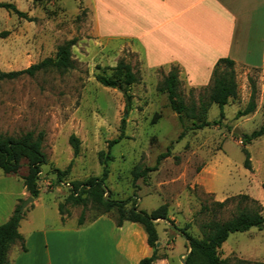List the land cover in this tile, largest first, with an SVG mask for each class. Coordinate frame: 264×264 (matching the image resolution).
<instances>
[{
	"label": "rangeland",
	"instance_id": "obj_1",
	"mask_svg": "<svg viewBox=\"0 0 264 264\" xmlns=\"http://www.w3.org/2000/svg\"><path fill=\"white\" fill-rule=\"evenodd\" d=\"M0 3H11L26 15L21 18L0 8V32L9 33L0 40V72L25 70L55 58L59 47L73 42V69L59 72L53 68L33 77L0 82V134H44L47 164L42 167L39 186L46 205L55 200L64 204L75 182L101 178L106 161V199L127 201L126 209L135 205L146 212L168 206L169 220H160L157 231L158 257L170 264H183L189 253L183 231L202 238L204 225L212 220L227 221L243 208H260L264 216V134L250 144L243 138L264 127V69L236 65L237 96L224 107V118H220L218 106L211 105L205 119L218 123L192 130L189 118L185 117L184 124L178 121L161 90L173 66L151 69L128 49H107L92 30L87 0ZM121 60L129 63L139 78L129 91L128 113L123 92L98 81L99 76L118 79L115 68ZM211 87L212 80L194 89L182 79L180 93L188 106L192 102L198 105L208 100ZM251 101L255 110L239 116ZM236 129L242 134H236ZM71 135L80 140L77 157L69 144ZM243 149L249 153V168L244 164ZM167 152L169 156L160 161L156 171L134 177L135 170L153 168L158 157ZM71 162L69 173L59 178L56 170L65 171ZM26 171L23 162L19 173ZM240 195L249 199L239 202L236 197ZM227 199L224 208L215 205ZM83 212L88 222L82 229L101 215L90 202L85 209L64 204L63 215L70 218L66 228H74ZM107 215L116 220V211ZM54 216L50 208L37 209L31 228L48 232L62 227ZM63 241L61 250L67 253L80 239L66 237ZM219 252L228 264H264V230L231 234ZM65 259V264L72 260Z\"/></svg>",
	"mask_w": 264,
	"mask_h": 264
},
{
	"label": "crops",
	"instance_id": "obj_2",
	"mask_svg": "<svg viewBox=\"0 0 264 264\" xmlns=\"http://www.w3.org/2000/svg\"><path fill=\"white\" fill-rule=\"evenodd\" d=\"M87 1L92 30L107 49H128L151 69L178 67L180 79L190 88L206 86L223 58L237 66L264 69V0ZM26 173L0 172V226L19 201L30 197L22 180ZM42 193L20 222L9 264H65L67 256L72 258L69 264H138L151 256L139 224L125 222L118 227L113 217L102 214L90 219L87 229L80 226L88 221L79 225V219L77 228H66L70 218L59 212L63 202L46 205ZM40 208L52 209L62 227L48 232L32 229L34 213ZM66 237L80 239L67 253L61 250ZM111 245L113 249L108 248ZM155 264L170 263L159 259Z\"/></svg>",
	"mask_w": 264,
	"mask_h": 264
},
{
	"label": "trees",
	"instance_id": "obj_3",
	"mask_svg": "<svg viewBox=\"0 0 264 264\" xmlns=\"http://www.w3.org/2000/svg\"><path fill=\"white\" fill-rule=\"evenodd\" d=\"M0 8L6 11H11L15 15L25 18L26 15L19 11L18 8L11 3H0ZM8 32H0V40L6 38ZM73 42H68L59 47L55 58H47L43 61L30 66L25 70L13 72H0V82L4 80H14L22 76L33 77L39 72H44L49 69H56L59 72H66L74 68V62L71 56V46ZM236 64L229 58L218 60L212 72V87L209 91L208 100H201L197 105L192 102L191 106L186 104L185 99L180 93V70L178 67H173L168 75L164 78L161 84V90L167 94V100L170 109L177 115L178 121L184 124V119L189 118L192 121V130L203 129L214 124L208 122L205 116L211 105H217L220 109V118H224V107L229 99H234L237 96V83L235 79ZM115 72L118 75L116 78H107L99 76L98 81L104 87L117 88L123 92L126 102V113L130 109L131 95L129 94L132 85L139 81L137 75L133 72L131 65L124 60H121ZM255 110L254 102L248 105L243 111L239 112V116H246ZM122 125H125V119L122 120ZM264 134V127L258 131H254L251 135H245L246 144H250L253 140L261 137ZM44 134L38 136L34 132H27L19 137L5 136L0 134V170L6 175H18L23 167V162L27 167V173L22 177L23 184L27 193L31 198L36 200L41 191L39 186V176L42 167L47 164V157L43 152ZM69 144L73 150V156L77 157L80 152V140L71 135ZM112 144V143H111ZM245 155V167H250L249 153L243 149ZM169 152L162 154L157 159V164L153 168L145 170H135L134 177L140 178L146 175L147 172L156 171L161 160L167 158ZM109 160V158L107 157ZM107 162L103 163V176L101 178H90L84 182H75L72 185L70 195L65 200L64 204L81 205L84 209L88 202L94 204L102 214H108L116 211V225L121 227L125 222H132L142 226L146 236L147 244L152 249V254L149 257L143 258L138 264H155L158 257L159 235L157 231V222L160 220L168 221V206L162 205L156 210L146 212L139 210L135 205L130 209H126L127 201H114L104 197L106 193L105 180L108 176ZM72 162L68 168L60 172L56 170L59 178L67 175L71 169ZM239 202L248 200L245 195L237 196ZM230 199L224 202H217L215 205L222 209ZM23 201H19L13 215L10 219L0 226V264H9L8 253L14 241L19 237L18 229L20 222L24 216V211H21ZM59 205V212L63 215V206ZM32 206V204L30 205ZM84 222V212L79 219V225ZM264 230V216L261 214L260 208L238 209L236 215L227 221L212 220L204 225V233L202 238L193 237L191 234L183 231V237L186 240L189 253L183 261V264H228L226 259L220 257V249L229 239L231 234L245 233L251 229Z\"/></svg>",
	"mask_w": 264,
	"mask_h": 264
},
{
	"label": "water",
	"instance_id": "obj_4",
	"mask_svg": "<svg viewBox=\"0 0 264 264\" xmlns=\"http://www.w3.org/2000/svg\"><path fill=\"white\" fill-rule=\"evenodd\" d=\"M234 132H235L236 134H239V135L242 134L238 129H236ZM33 202H34V199L31 198V197H29L27 200H25V201L23 202V204H22V206H21V211H24V210H25L30 204H32ZM158 246H159V244H158Z\"/></svg>",
	"mask_w": 264,
	"mask_h": 264
}]
</instances>
